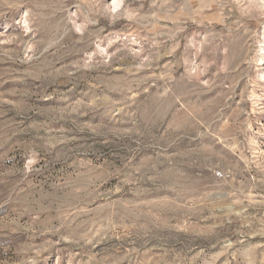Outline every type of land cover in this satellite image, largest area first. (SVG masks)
Masks as SVG:
<instances>
[{"label": "rangeland", "instance_id": "1", "mask_svg": "<svg viewBox=\"0 0 264 264\" xmlns=\"http://www.w3.org/2000/svg\"><path fill=\"white\" fill-rule=\"evenodd\" d=\"M0 264H264V0H0Z\"/></svg>", "mask_w": 264, "mask_h": 264}]
</instances>
